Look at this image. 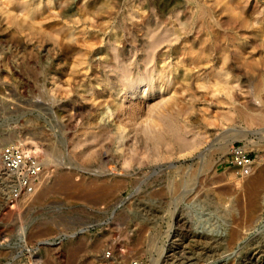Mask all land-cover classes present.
Here are the masks:
<instances>
[{
	"label": "rangeland",
	"instance_id": "1",
	"mask_svg": "<svg viewBox=\"0 0 264 264\" xmlns=\"http://www.w3.org/2000/svg\"><path fill=\"white\" fill-rule=\"evenodd\" d=\"M225 142L264 163V0H0V149L17 143L42 177L79 186L6 203L0 163V264H236L241 246L264 250V187L250 218ZM232 227L235 242H209Z\"/></svg>",
	"mask_w": 264,
	"mask_h": 264
},
{
	"label": "bare ground",
	"instance_id": "2",
	"mask_svg": "<svg viewBox=\"0 0 264 264\" xmlns=\"http://www.w3.org/2000/svg\"><path fill=\"white\" fill-rule=\"evenodd\" d=\"M20 8V7H19ZM24 13V12H23ZM28 21V20H27ZM30 24V23H29ZM37 25H39V24H37ZM16 28V27H15ZM20 27H18V29H19ZM20 30V29H19ZM29 30V29H28ZM23 31V30H22ZM37 33V32H36ZM35 33V34H36ZM30 38V37H29ZM36 42H38V41H36ZM86 73V72H85ZM218 150H220L221 152H223L222 154H224V153H228L229 152V142H225V143H223L222 145H219L218 147ZM69 172V171H68ZM43 172H40V174H39V181H38V183H41L40 184V188H35V190H34V192L32 193V194H30V195H28L27 197H25L24 199L25 200H27V199H29V201L30 202H28V203H31V205L33 204V205H45L46 203H47V200H48V197H49V195H50V193H53L54 192V190L53 189H55V190H57L56 189V187L54 188V187H52V186H54L55 184H59V188L60 189H72L73 191H71L70 190V193H69V197L70 196H74L75 194H74V189H76V190H79V186H77L76 184V186H74V185H72L71 184V179L70 178H72L71 176H70V174L69 173H67V172H65V171H63V173H61L60 172V174L58 173L55 177H53V178H51L50 180H47V177L45 178L44 176V178L41 176V175H44V173L42 174ZM72 173V172H71ZM128 173V172H127ZM191 176V175H190ZM5 178H9V180L8 181H11L10 180V177L8 176V177H5ZM40 178H42L43 180L42 181H40ZM243 178V177H242ZM192 179V178H191ZM183 180V179H182ZM182 180H180L181 182H182ZM185 180V179H184ZM188 180H189V178H188ZM188 180H186V181H188ZM103 181V180H102ZM189 181H191V180H189ZM189 181L187 182V183H189ZM116 182V181H115ZM73 183V182H72ZM78 183V182H77ZM82 183V182H81ZM98 183H101V181L100 182H98ZM107 183V182H106ZM119 183V182H118ZM182 183H184V181L182 182ZM182 183H181V185H182ZM80 184V183H79ZM85 184H87V182L85 183ZM84 183H83V185L84 186H86ZM95 184H97V183H95ZM108 184H109V182H108ZM108 184H107V186L106 187H108ZM185 184V183H184ZM82 185V188H84V186ZM100 185H102V184H98V188L99 187H101ZM109 185H112V184H109ZM170 185V184H169ZM55 186H57V185H55ZM89 186V185H88ZM93 185H91L90 186V188L92 187ZM105 186V184L103 185V187ZM37 187V186H36ZM78 187V188H77ZM103 187H101V188H103ZM105 187V188H106ZM194 187V186H193ZM242 187H243V189H244V192H245V194H246V196H247V198H245V199H247L248 200V202H247V204H248V216L250 217V218H252V217H254V214H255V211H256V209H257V207H258V205H259V203H260V200H261V193H262V191H263V187H264V163H257L256 165L253 163V165H252V168H251V170H250V172L247 174V176H246V179L243 181V183H242ZM53 188V189H52ZM86 188V187H85ZM84 188V189H85ZM94 188V187H93ZM97 188V189H98ZM114 188H116V187H114ZM190 188V187H189ZM86 189H88V188H86ZM85 189V190H86ZM96 189V188H95ZM95 189H94V191H95ZM110 189H112V188H110ZM185 189V188H184ZM191 189V188H190ZM84 190V191H85ZM99 190H100V188H99ZM106 190H108L107 188L106 189H103L101 192L103 193V191H105V193H106ZM113 190V189H112ZM182 190V189H181ZM186 190V189H185ZM53 191V192H52ZM93 191V190H92ZM66 192H67V190H66ZM87 192V191H86ZM88 192H89V190H88ZM87 192V193H88ZM96 192H98V191H96ZM96 192H93V194H96ZM108 192H110L109 190L107 191V194H109ZM55 193V192H54ZM72 193H73V195H72ZM76 193H77V191H76ZM181 193H182V191H181ZM241 193V192H240ZM78 195L80 194V193H77ZM83 194V193H82ZM82 194H80L81 196H82ZM86 194V193H85ZM90 194H91V191H90ZM89 193H88V195H90ZM93 194H91V195H93ZM106 194V195H107ZM56 195V194H55ZM87 195V194H86ZM86 195H83V197H85ZM98 195V194H97ZM103 195H104V193H103ZM103 195H101V197L102 198H104L103 197ZM76 196V195H75ZM96 196V195H95ZM100 196V195H99ZM71 197V198H72ZM82 197V198H83ZM92 197L93 196H91V199H92ZM98 197V196H97ZM87 198H88V196H87ZM86 198V199H87ZM95 198V197H94ZM21 199V198H20ZM82 200V199H81ZM93 200V199H92ZM98 201H100V200H98ZM170 201V200H169ZM23 202H25V201H23ZM51 202V201H50ZM246 202V201H245ZM244 203V202H243ZM237 205V204H236ZM144 209V208H143ZM149 215V214H148ZM177 216V215H176ZM172 217V216H171ZM258 217V216H257ZM260 217V216H259ZM258 217V218H259ZM252 220H254V218L252 219ZM258 220V219H257ZM255 221V220H254ZM151 222V221H150ZM178 224H180V223H178ZM250 224V223H249ZM247 225V224H246ZM256 225V224H255ZM145 226V225H144ZM229 226H230V224H229ZM245 226V225H244ZM249 226V225H248ZM241 227V226H240ZM243 227V226H242ZM258 227V226H257ZM256 227V228H257ZM250 228V227H249ZM145 229V228H144ZM147 229V228H146ZM202 229H204L203 227H202ZM252 229V228H251ZM250 229V230H251ZM205 230V229H204ZM245 230V229H244ZM252 231V230H251ZM201 233H198V231L196 232V234H197V236H199V238H208L207 237V234L209 233H207V230L206 231H200ZM256 233V232H255ZM251 237V236H250ZM257 237V236H256ZM198 238V237H197ZM239 238V232H238V230L237 229H233V227H232V229H230L229 231H228V233H227V236L226 237H224L223 236V234L222 233H219V234H217V235H214V236H210L208 239H209V242H211V243H213V244H223L225 241H229V242H235L237 239ZM250 239H252V238H250ZM136 240V239H135ZM207 240V239H206ZM261 240V239H260ZM149 241V240H148ZM238 242V241H237ZM241 242V241H240ZM255 242L253 241L252 243H250V244H248L247 246L245 245V246H241L240 248L241 249H239L238 250V254H237V256L235 255V257H234V260L236 261V264H264V250L261 248V246L259 247L258 245H251V244H254ZM170 245V244H169ZM239 246V245H238ZM243 248H245V249H243ZM214 249V245H212V246H210V248L208 249L209 251H210V253L212 252V250ZM170 251V250H169ZM237 251V250H236ZM173 253V252H172ZM172 253H167L166 255H164L165 256V258L163 259V260H167L168 258H169V256H171V254ZM205 253V252H204ZM152 254V253H151ZM207 254V253H206ZM212 255H213V253H212ZM154 257V256H153ZM151 258L150 260L152 261V263L153 264H157L158 263V258ZM177 257V256H176ZM199 257V256H198ZM160 258V257H159ZM206 259V258H205ZM162 260V259H161ZM181 261V260H180ZM182 262V261H181ZM162 263H163V261H162ZM179 264V263H178ZM181 264V263H180ZM196 264V263H195Z\"/></svg>",
	"mask_w": 264,
	"mask_h": 264
},
{
	"label": "built area",
	"instance_id": "3",
	"mask_svg": "<svg viewBox=\"0 0 264 264\" xmlns=\"http://www.w3.org/2000/svg\"><path fill=\"white\" fill-rule=\"evenodd\" d=\"M226 162L235 166L240 176H246L253 165L250 154L241 145L234 144L229 148ZM0 163L4 172L12 178V184L4 196L6 203L34 192L43 168L42 161L36 155L23 150L17 143H8L0 149Z\"/></svg>",
	"mask_w": 264,
	"mask_h": 264
}]
</instances>
